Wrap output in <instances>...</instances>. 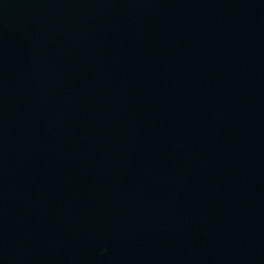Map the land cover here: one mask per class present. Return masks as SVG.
I'll return each mask as SVG.
<instances>
[{
    "label": "water",
    "instance_id": "water-1",
    "mask_svg": "<svg viewBox=\"0 0 264 264\" xmlns=\"http://www.w3.org/2000/svg\"><path fill=\"white\" fill-rule=\"evenodd\" d=\"M0 264H264V0H0Z\"/></svg>",
    "mask_w": 264,
    "mask_h": 264
}]
</instances>
